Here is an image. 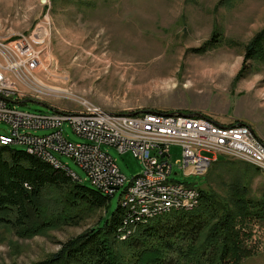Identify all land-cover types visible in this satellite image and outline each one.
<instances>
[{
  "label": "rangeland",
  "instance_id": "1",
  "mask_svg": "<svg viewBox=\"0 0 264 264\" xmlns=\"http://www.w3.org/2000/svg\"><path fill=\"white\" fill-rule=\"evenodd\" d=\"M219 1L0 0V37L28 34L46 17L44 85L68 90L78 99L119 114L141 110L200 113L229 125L239 122V113H248L264 134V64L250 63L244 76L234 80L243 66L244 45L264 29V0H235L229 6H219ZM213 31L220 34L219 43L203 54L193 53L191 49L208 41ZM9 106L29 114L51 113L33 102ZM63 131L70 143H85L65 125ZM8 132V125L0 122V135ZM35 134L42 136L48 131ZM13 148L24 149L19 145ZM101 150L112 157L125 177L124 186L110 198L104 213L30 239H20L9 229L0 230V264L42 261L56 253L60 244L92 228L100 216L109 217L122 205L121 193L143 168L130 152L119 154L108 146ZM169 155L166 160L173 165L169 182L225 196L229 185L240 177L253 197L264 191V172L242 161L218 156V163H213L205 176L185 177L179 169L181 148L170 146ZM56 157L77 175L79 185L94 190L72 159ZM252 232L250 245L255 253L242 264H264V231L253 225ZM178 259L179 254L171 252L165 264Z\"/></svg>",
  "mask_w": 264,
  "mask_h": 264
},
{
  "label": "built area",
  "instance_id": "2",
  "mask_svg": "<svg viewBox=\"0 0 264 264\" xmlns=\"http://www.w3.org/2000/svg\"><path fill=\"white\" fill-rule=\"evenodd\" d=\"M47 36L44 17L28 34L0 37V122L9 127L7 135H0L2 146L26 147L59 164L56 154L69 157L86 173L90 184L104 189L109 197L121 189L125 177L101 147H112L119 154L130 152L143 170L139 180H130V192H122L121 199L143 197L156 203L168 198L167 209L199 201L200 192V188L179 182L177 190L146 186V179L172 176L173 165L166 160L172 145L181 148L179 169L185 177L205 176L218 156L251 166L264 165V141L248 124L223 125L200 113L141 110L119 114L78 99L68 90L44 85L41 73L46 69ZM26 100L45 104L51 113L29 114L9 106ZM64 125L85 143H70L64 136ZM37 131L48 134L38 136Z\"/></svg>",
  "mask_w": 264,
  "mask_h": 264
},
{
  "label": "trees",
  "instance_id": "3",
  "mask_svg": "<svg viewBox=\"0 0 264 264\" xmlns=\"http://www.w3.org/2000/svg\"><path fill=\"white\" fill-rule=\"evenodd\" d=\"M232 1L220 0L219 6ZM219 41L220 34L213 31L208 41L191 51L203 54ZM244 46L243 66L234 80L244 76L250 63L264 64V29ZM110 198L24 150L0 145V230L9 229L20 239L43 236L104 213ZM124 215L118 205L109 217L100 216L92 228L33 264H165L171 252L179 254L173 264H242L255 253L250 245L253 225L264 231V191L253 197L240 177L225 196L202 188L193 211L155 218L120 242L117 231Z\"/></svg>",
  "mask_w": 264,
  "mask_h": 264
},
{
  "label": "bare ground",
  "instance_id": "4",
  "mask_svg": "<svg viewBox=\"0 0 264 264\" xmlns=\"http://www.w3.org/2000/svg\"><path fill=\"white\" fill-rule=\"evenodd\" d=\"M51 91V90H49ZM55 93V92H51ZM1 145V141H0ZM27 154L39 158L43 162L53 165L55 168L64 170L67 175L77 183L75 175L70 172L66 167L62 166L59 163H55L50 159L44 158L42 155L30 151L28 148L24 147L23 149ZM257 168L259 171L264 172V165H252ZM132 180H139V176L135 177ZM94 189L101 192V194L108 196V193L101 189L99 186L94 185ZM124 186V183L121 184V188ZM146 186L156 187L163 190H177V182H169V179L166 178H155V179H146ZM125 192H130V183ZM197 200L200 201V192H197ZM199 201H193V204H176V206L170 207L167 209L168 198H160V202L150 203L149 200L144 199L143 197H128L123 199L122 209L125 212V218L122 221V225L117 231L118 240L121 242L126 241L128 237H131L138 226L145 225L149 221L170 214L174 212H191L199 205Z\"/></svg>",
  "mask_w": 264,
  "mask_h": 264
},
{
  "label": "crops",
  "instance_id": "5",
  "mask_svg": "<svg viewBox=\"0 0 264 264\" xmlns=\"http://www.w3.org/2000/svg\"><path fill=\"white\" fill-rule=\"evenodd\" d=\"M210 118H212L216 122L222 124V122L217 121L215 118H213V117H210ZM238 121H239V123H244V124H248L249 126H251L253 128V130L255 131V133L264 141V134H263V132L261 130H259L257 128L256 119H254V116L252 114L239 113ZM227 122L229 123V121H227Z\"/></svg>",
  "mask_w": 264,
  "mask_h": 264
},
{
  "label": "water",
  "instance_id": "6",
  "mask_svg": "<svg viewBox=\"0 0 264 264\" xmlns=\"http://www.w3.org/2000/svg\"><path fill=\"white\" fill-rule=\"evenodd\" d=\"M25 102H33V103H36V104H38V105H40V106H43V107H46L47 108V106L45 105V104H43V103H41V102H38V101H33V100H26V101H24V103ZM136 114V113H135ZM135 114H132V115H135ZM195 116H200V114H196Z\"/></svg>",
  "mask_w": 264,
  "mask_h": 264
}]
</instances>
